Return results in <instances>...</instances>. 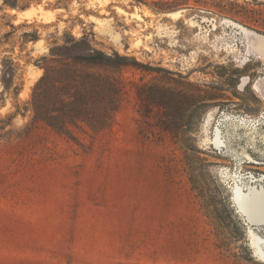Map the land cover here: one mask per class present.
Listing matches in <instances>:
<instances>
[{
    "label": "rangeland",
    "instance_id": "1",
    "mask_svg": "<svg viewBox=\"0 0 264 264\" xmlns=\"http://www.w3.org/2000/svg\"><path fill=\"white\" fill-rule=\"evenodd\" d=\"M230 21L264 34V0H0V264H264L232 198L264 173V59ZM90 47L127 57L122 101L72 136L32 92Z\"/></svg>",
    "mask_w": 264,
    "mask_h": 264
},
{
    "label": "trees",
    "instance_id": "2",
    "mask_svg": "<svg viewBox=\"0 0 264 264\" xmlns=\"http://www.w3.org/2000/svg\"><path fill=\"white\" fill-rule=\"evenodd\" d=\"M69 42L75 48L85 40L72 37ZM126 60L127 57L108 55L92 47L88 53H53L32 92L34 117L71 135V126L86 125L93 131L107 128L122 101L123 86L116 72ZM148 95L165 108L171 107L174 98L171 90L158 85L149 87ZM169 123L176 124L172 115Z\"/></svg>",
    "mask_w": 264,
    "mask_h": 264
},
{
    "label": "bare ground",
    "instance_id": "3",
    "mask_svg": "<svg viewBox=\"0 0 264 264\" xmlns=\"http://www.w3.org/2000/svg\"><path fill=\"white\" fill-rule=\"evenodd\" d=\"M229 23L239 28L241 33L247 38H252L248 42L249 46L254 48L262 57H264L263 34L253 31L234 21H230ZM246 83L247 79L245 78L240 87H243ZM218 134L217 144L221 145L223 140L221 139L219 132ZM232 189L235 190L233 198L235 206H238L244 213H246L248 217V220H246L248 221L247 223L253 227L256 225L264 228V175L258 178H251L250 180L249 178L247 180L243 179L236 186H232ZM250 234L252 237V246L255 249L256 255L264 261V234H261L260 231H257L252 227L250 228Z\"/></svg>",
    "mask_w": 264,
    "mask_h": 264
},
{
    "label": "flooded vegetation",
    "instance_id": "4",
    "mask_svg": "<svg viewBox=\"0 0 264 264\" xmlns=\"http://www.w3.org/2000/svg\"><path fill=\"white\" fill-rule=\"evenodd\" d=\"M264 35V34H263ZM248 40H247V49H248V51H249V53H251V54H254V55H256L257 57H260V58H262V59H264V57H262L259 53H258V51H256L254 48H252V47H250L249 46V44H248V41L249 40H251L252 38H250V37H248L247 38ZM257 85L258 84H256L255 85V89H258L259 91H261V89H260V87L258 88L257 87ZM239 120H244L245 121V119L243 118V119H239ZM218 127V126H217ZM217 129V128H216ZM216 135V134H215ZM214 138V137H213ZM212 138V139H213ZM213 145H215L216 146V144L215 143H212ZM216 148H218L217 146H216ZM249 158H251L250 156H249ZM251 160H253L252 158H251ZM264 175V173H262V175H260V176H255V175H253V177H252V175H250V176H248V177H246L247 179L249 178V180L252 178H258V177H261V176H263ZM251 177V178H250ZM242 179H245V178H235L234 179V182H233V184H234V186H236L239 182H241V180ZM234 193H235V190L234 189H232V198H234ZM236 209H237V212L243 217V219L245 220V222L247 223L248 221H246V220H248V217H247V215H246V213H244L238 206L236 207ZM246 217V218H245ZM247 225H248V223H247ZM256 226V225H255Z\"/></svg>",
    "mask_w": 264,
    "mask_h": 264
}]
</instances>
